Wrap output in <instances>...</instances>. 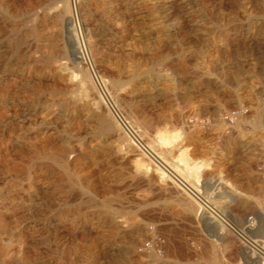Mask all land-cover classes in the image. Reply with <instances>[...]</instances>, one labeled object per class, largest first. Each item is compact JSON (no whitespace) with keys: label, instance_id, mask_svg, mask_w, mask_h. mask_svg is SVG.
I'll use <instances>...</instances> for the list:
<instances>
[{"label":"rangeland","instance_id":"374dc122","mask_svg":"<svg viewBox=\"0 0 264 264\" xmlns=\"http://www.w3.org/2000/svg\"><path fill=\"white\" fill-rule=\"evenodd\" d=\"M0 1V264H264L238 234L264 241V0H80L71 12L77 25L49 39L79 50L74 27L89 65L93 57L137 63L125 89L139 109L165 120L162 131L177 135L182 148L164 161L180 177L147 154L138 134L131 132L139 151L115 132L97 146L86 116L70 124L48 109L54 76L26 66L27 57L15 66L5 24L18 15L23 28L38 29L21 47L30 52L48 43L42 35L54 30L44 13L63 2L30 10L32 0ZM79 137H87L85 155ZM69 156L72 177L60 164ZM180 178L219 200L229 233L195 219L185 205L194 194ZM108 205L131 223L115 227Z\"/></svg>","mask_w":264,"mask_h":264},{"label":"bare ground","instance_id":"6f19581e","mask_svg":"<svg viewBox=\"0 0 264 264\" xmlns=\"http://www.w3.org/2000/svg\"><path fill=\"white\" fill-rule=\"evenodd\" d=\"M59 1H62L63 4L58 11H53V12L52 11H45V13H44V18H43L44 21L45 22H52L53 26H52L51 30H54V31H51L49 29L51 32H49L48 34H45L43 32L44 35H42V36L45 37V39L48 41V43L37 44V45H35L36 46L35 49H32L30 52L21 51V47H22V45L27 43L31 37L33 38L36 36H40L38 29L36 27H33V28L32 27L31 28L25 27V28H23L22 27V24H23L22 20L18 17V15L16 17L10 16V17L6 18V24H5L6 30L4 33L6 36L5 38L7 40L9 50L12 53L14 59L16 60L15 66H17V68H20V60H21L20 58H26L27 57L29 59H28L27 63H25L26 66H29L30 68L36 66V68H38L37 70H39V71H42L44 69L46 71V69H47L51 73V75L54 76V78H55V81H54L55 86L52 89V91H53V93L57 94L56 96L54 94L55 97L52 99L51 102H48L49 103L47 105L48 109L52 110L58 118H62V116L64 115V117H65L64 119L67 122H69L70 124L73 122V120L79 114L86 116L85 118L88 122H90L91 124L94 123L93 131L91 133L90 138L92 139L93 143L95 141V145L102 146V144H103L102 138L107 139L110 137L112 132H115L117 134V136L121 137L122 140L124 139L128 143L129 146H131L136 151H139L138 147H140V145L135 140L136 137L134 138L133 135L131 134V132L134 135L138 134L142 139H144L146 141V143L144 142L145 144L142 143L141 145H142V147H144L147 154L149 153L152 156V158H154L156 161H158L166 170H170V171H173L174 173H176L177 176L174 174L176 177H180V175H179L180 173L178 174L173 168H171L166 163V161H164V159L167 157H174L175 151L176 150L179 151L182 148V144L178 140L177 135H174L168 131H165L167 129L162 131L161 125L163 124V122H165V120L161 117H158V116L150 114V113H146L145 111L139 109V107H137L135 105V103L137 101H135V102L133 101L134 95L132 96V94H131L133 90L125 89L126 83L128 81L132 80L135 77L136 72L139 71L138 67L136 65L137 63L134 64V62L130 58L123 60L122 65H125V66L131 65L132 66V69L128 70L126 72L124 71L125 68H124V70L122 69V67H121L122 65L119 61H115L113 64L112 63L109 64V63H106L102 59H98V58L96 59L95 57H93V60L91 62L92 64L89 65L90 59L88 58L87 51L85 50V47L82 44V38L80 37V35H78L76 33V29H74V27L69 28V33H72L75 36L74 45H76V43L79 42V50L76 46L75 47L73 46L75 49L70 48L68 46L69 44L68 45L64 44L62 46L58 45L59 43L56 46L50 44V42H52V41L49 42V39L51 37L53 39L55 38L56 41L59 40L60 37H63V35L62 36L60 35L62 33V31H61L62 29H60L61 27L65 26V24H69V25L71 24L72 25V22H73V24L74 23L76 24L77 17H76V15H74L72 17L71 12H72V10H74V11L77 10L78 6L80 5V0H32L33 4L30 3L31 5H33L32 6L33 8L31 7L30 10H32V9L34 10V7L41 6L42 4H44V2H46V4L50 7V9H52L54 7L53 5ZM11 2L12 1H10V3ZM26 4H28V3H26ZM13 5H14V3H13ZM17 5H19V4H17ZM25 9H26V6H25ZM16 11H18V10H16ZM104 11H106V10H104ZM6 13H7V15L10 14L9 12H6ZM105 13H107V12H105ZM116 13H117V11H116ZM26 25H27V23H26ZM121 31H123V30H121ZM63 32H64V30H63ZM0 33L3 34L2 29H0ZM76 37H77V39H76ZM64 38H65V36H64ZM72 38L74 39V37H72ZM73 39H71V40L73 41ZM38 40H40V39H38ZM1 42H2V40H1ZM121 43L119 45H121ZM89 45H90V43H89ZM0 46L4 47V45H0ZM79 53L81 55H79ZM128 56H129V54H128ZM39 63H41L40 66H39ZM25 65H23V66H25ZM5 66H8V65H5ZM23 66H22V68H23ZM1 72H3V71H1ZM49 77H50V75H49ZM36 78H38V77H36ZM149 79H150V76H149ZM150 81H152V80H150ZM42 82H43V80H42ZM49 82H51V81H49ZM156 84H158V83H156ZM144 85H147V84H144ZM10 86H8V87H10ZM40 86H42V85H40ZM147 86H149V85H147ZM158 86H160V85H158ZM143 87H145V86H143ZM43 89L44 88H42V90ZM3 90L4 89H2V91ZM8 92H9V90H8ZM45 94H46V92H45ZM46 98H45V100H46ZM10 99H11V97H10ZM47 100H48V98H47ZM12 101H13V99H12ZM6 105H7V103H6ZM3 110H5V109L3 108ZM46 111H44V113ZM7 112H6V114H7ZM3 114H5V113H3ZM65 122H63V123H65ZM64 126H65V124H64ZM76 126H78V125H76ZM69 129L71 130V128H69ZM78 130H81V129H78ZM68 134H69V132H68ZM78 135H80V134L78 133ZM111 137H113V136H111ZM79 139L81 141V142L79 141L81 143V151L85 155V153L89 149V147L87 146V137H79ZM70 148H71V146H70ZM89 151H90V149H89ZM77 153H79V152H77ZM48 154H50V153H48ZM88 154H90V153L88 152ZM138 154H139V152H138ZM61 155H63V154H61ZM60 159H62V157ZM75 159L76 158L74 156H69L68 160L60 162L61 166L69 173L70 177H72L74 174V172L71 171V169H70V167H71L70 163H71V161H75ZM96 160H97V158H96ZM143 160H145V159H143ZM73 163H75V162H73ZM179 164H181V163H179ZM170 171H168V174ZM177 171H178V168H177ZM161 174L163 175V177L166 181H171V182L173 181L172 178L169 175H167L164 170L161 171ZM174 175H171V176H174ZM175 176H174V179H176ZM180 179H182V178H180ZM176 181L177 182L182 181L181 184H183L191 193L194 194L193 197L189 194H188V196H186L188 198V203L185 205L193 213V216H195L196 220H198L199 222L200 221L201 222L202 221L213 222L222 231H225V233H229L230 227H231V225L228 221L229 220V214L220 208L221 205L218 202L219 200L218 201L213 200L212 197L211 198L205 197V196L201 197L200 196L201 191L199 192L198 189L191 186L188 183V181H186L184 179L176 180ZM194 186H195V184H194ZM234 197H236V196H234ZM215 198H217V197H215ZM232 201L237 202L238 198L237 197L233 198ZM262 208H264V207H262ZM118 212H119V210L116 207H114L113 205L112 206L108 205V206H106V211H105L104 215L106 216L107 219H110V221H112L113 223H116L114 225L115 227L129 225V223H131V222H130L129 218L126 216V214L121 215V217H123L122 218L123 220H117L116 214ZM104 220H105V218H104ZM107 221H109V220H107ZM223 234H224V232H223ZM238 234L241 238H243L245 240L244 241L245 243L250 244V246L253 247V250L256 253V255L252 256L255 258L253 260H257L255 262H261V263L263 262L264 263V246H263L264 241L260 242L259 240L258 241L254 240L253 239L254 237H250L249 235H247V232L245 229L239 231ZM244 249L247 251V253H249L247 248H244Z\"/></svg>","mask_w":264,"mask_h":264}]
</instances>
